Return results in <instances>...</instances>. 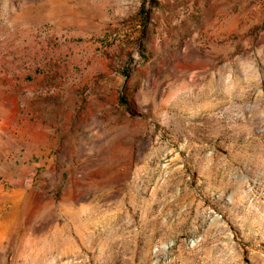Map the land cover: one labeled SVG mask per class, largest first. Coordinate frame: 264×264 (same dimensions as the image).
Returning a JSON list of instances; mask_svg holds the SVG:
<instances>
[{"label": "rangeland", "instance_id": "rangeland-1", "mask_svg": "<svg viewBox=\"0 0 264 264\" xmlns=\"http://www.w3.org/2000/svg\"><path fill=\"white\" fill-rule=\"evenodd\" d=\"M0 264H264V0H0Z\"/></svg>", "mask_w": 264, "mask_h": 264}, {"label": "bare ground", "instance_id": "bare-ground-1", "mask_svg": "<svg viewBox=\"0 0 264 264\" xmlns=\"http://www.w3.org/2000/svg\"><path fill=\"white\" fill-rule=\"evenodd\" d=\"M138 97H139V96H138ZM8 101H9V102H12V100H9V99H8ZM141 124H142L141 119H139V118L136 119V123H135V125H136V126H137V125L140 126ZM127 127H128V126H127ZM120 130H121L120 132H123V133H124L125 131H129L130 129H125L124 126H123V127H120ZM107 131H108V130H105V132H107ZM130 131H131V130H130ZM63 150H64V149H63ZM63 150H62L61 152H63ZM103 151H104V148H103V149L101 148V152H103ZM101 152H100V153H101ZM87 160H88V158H87ZM85 169H86V168H85ZM124 171H127V170H124ZM121 172H122V174H123V170H121L120 173H121ZM120 173H119L118 175H120ZM86 175L90 177L91 173H90V174H86ZM81 179H82V178H81ZM93 180H94V178H93ZM91 181H92V180H91ZM95 182H97V181H95ZM92 183H93V182H92ZM94 186H95V185H94ZM87 194H88V191L85 190V189H83V188L80 189V190H78V192L76 193V195H77L79 198H80V197L83 198V197H85ZM72 195H73V194H72ZM74 198H76V197H74ZM34 199H35V198L32 197V200H34ZM78 201H79V200H78Z\"/></svg>", "mask_w": 264, "mask_h": 264}]
</instances>
